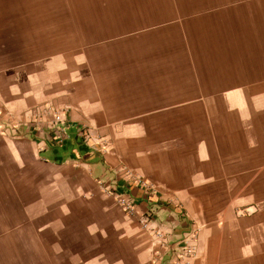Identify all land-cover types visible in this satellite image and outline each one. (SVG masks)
Instances as JSON below:
<instances>
[{
  "label": "crops",
  "instance_id": "1",
  "mask_svg": "<svg viewBox=\"0 0 264 264\" xmlns=\"http://www.w3.org/2000/svg\"><path fill=\"white\" fill-rule=\"evenodd\" d=\"M43 105L70 139L0 132V264H150L190 221L191 264H264V0H0V110Z\"/></svg>",
  "mask_w": 264,
  "mask_h": 264
},
{
  "label": "built area",
  "instance_id": "2",
  "mask_svg": "<svg viewBox=\"0 0 264 264\" xmlns=\"http://www.w3.org/2000/svg\"><path fill=\"white\" fill-rule=\"evenodd\" d=\"M66 109L54 108L50 105L35 106L19 115L5 114L0 110V124L6 130L13 133L19 132L20 136H30L34 139L46 138L50 140L53 147H64L69 141L68 129L70 123L65 115ZM76 135L84 143L92 141L91 128L86 124L76 126ZM45 146V144H44ZM39 149H43V146ZM128 184L133 183L144 192H152L153 185L146 180L127 174ZM102 191L121 207L126 214L135 212V203L129 193L120 192L111 184H99ZM149 218L141 221L142 227L147 228ZM187 230L175 241L168 240L165 234L155 228H151L152 242L158 246L154 250L150 264H191L196 255L198 242V228L194 221L189 222Z\"/></svg>",
  "mask_w": 264,
  "mask_h": 264
},
{
  "label": "rangeland",
  "instance_id": "3",
  "mask_svg": "<svg viewBox=\"0 0 264 264\" xmlns=\"http://www.w3.org/2000/svg\"><path fill=\"white\" fill-rule=\"evenodd\" d=\"M3 125L2 124H0V132H3V133H5V134H10V135H16V134H20L19 132H17V133H13L11 130H6V128H3L2 127ZM101 189V188H100ZM118 191H120V189H117ZM101 192H102V194L104 195V196H106V197H108L107 195H106V193L104 192V191H102V189H101ZM120 192H123V191H120ZM111 198V197H110ZM112 200H113V198H111ZM114 201V200H113ZM115 203V202H114ZM116 204V203H115ZM117 205V204H116ZM117 206H119V205H117Z\"/></svg>",
  "mask_w": 264,
  "mask_h": 264
}]
</instances>
